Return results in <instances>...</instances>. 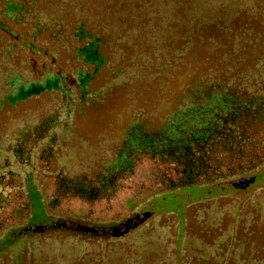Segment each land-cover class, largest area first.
<instances>
[{"label": "trees", "instance_id": "1", "mask_svg": "<svg viewBox=\"0 0 264 264\" xmlns=\"http://www.w3.org/2000/svg\"><path fill=\"white\" fill-rule=\"evenodd\" d=\"M215 1L62 0L50 9L45 0H0V101L49 100L0 133V238L29 229L22 167H32L49 185V214L61 219L45 233L63 255L48 254L45 264H94L85 249L94 236L105 247L99 264H112L110 240L129 244L118 264H264V190L234 221L233 202H203L178 258L174 233L142 227L146 220L121 236L97 227L123 223L126 206L176 190L248 188L264 166V10L230 17ZM60 54L69 55L65 68ZM152 80L156 99L131 107L119 144L67 167L58 129L73 110ZM79 238L83 246L71 241ZM45 248L36 239L27 258L43 264Z\"/></svg>", "mask_w": 264, "mask_h": 264}, {"label": "rangeland", "instance_id": "2", "mask_svg": "<svg viewBox=\"0 0 264 264\" xmlns=\"http://www.w3.org/2000/svg\"><path fill=\"white\" fill-rule=\"evenodd\" d=\"M45 1L48 8L57 9L60 7L62 0ZM215 2L221 13L223 12V8L229 7L232 11L230 17H235L238 11L245 10L249 7L253 11L256 8H259L258 11L264 10V0H217ZM251 21L256 23L259 19H253ZM68 60V54H60V61L64 65V68L69 65L70 62ZM164 82H167V80ZM158 92V82L152 80L148 83L133 84L113 90L106 95L103 103L96 102L90 105H84L81 108H75L70 117L66 119L67 127L58 129V150L64 152L62 155L66 161V166L74 165L78 167V165L80 166L85 161H95L99 158L102 149L107 151L118 145L122 134V124L129 119L131 107L137 103L150 105L156 99ZM48 102L49 100L44 101L42 99L28 98L12 105L6 101H0V104H2V106L0 105V133L5 132V129L10 128L11 124L15 121L19 122L21 118L36 115ZM67 129L68 132L66 131ZM107 136L109 138L106 143H99ZM30 168L32 167H22V170H24L22 176L27 180L24 183L25 194L29 201L31 212L26 222L29 229L24 231L22 235H18L17 228L3 234L0 238V264H10V261H13V259H16V263L18 261L17 264H33V261L27 258L28 254L26 252L33 251L35 240L39 238L43 242V247H47L45 250L43 249L45 253L44 258L43 253L41 251L38 252L43 264H45L43 259H46L48 254L57 255L63 253L61 250H55L51 246L50 238L45 233V230H37L40 226L46 225L49 227L53 222L61 219L52 217L49 214L46 203L49 195V185L45 180L38 182L37 178H39V175H35V171ZM253 175L255 176L254 182L245 189L235 190L229 183L194 186L164 195L154 196L145 199L140 204L136 201L134 206H126V213L120 210L119 215L128 218L140 212L148 213L149 215L142 227L147 228L153 226L155 229H160L165 233H174L173 247L176 258H178L186 247L190 231L194 232L199 228L195 219V213L199 207L202 208L204 206L203 202H233L229 218L230 221H234L237 219L239 213L242 214L241 210L246 204V200L256 198L264 190V166L254 172ZM77 222L91 225L90 222L86 221ZM120 224L121 221H118L97 227L105 230H113V228L118 227ZM10 231H12L14 236L10 234ZM60 238L64 240L65 236L63 238L60 236ZM92 238L86 244L85 249L89 250L91 261H94V264H99L102 261L99 260L98 263L95 261L97 258L99 259L100 255H105L103 250L105 247L103 243L99 242V237L94 236ZM113 239L116 238L114 237ZM71 241L74 245L83 246L82 238H79L78 243L76 240ZM110 241H112L110 244H113L108 248L111 254L110 262L112 264H118L122 261L123 251L129 249V244L117 246V244L122 242ZM186 250V253H189V255L192 254L190 247ZM73 258L70 257L68 259V264L74 263L72 261ZM82 259H86V257L83 256ZM75 264L92 263L86 260H80L75 262Z\"/></svg>", "mask_w": 264, "mask_h": 264}, {"label": "water", "instance_id": "3", "mask_svg": "<svg viewBox=\"0 0 264 264\" xmlns=\"http://www.w3.org/2000/svg\"><path fill=\"white\" fill-rule=\"evenodd\" d=\"M148 213H137L135 216L130 217L125 222L121 223L118 227L113 228V233L117 234L118 236H121L123 234H126L136 227H138L141 223H143L147 217ZM49 227L44 225L37 228L39 231H44L48 229Z\"/></svg>", "mask_w": 264, "mask_h": 264}]
</instances>
